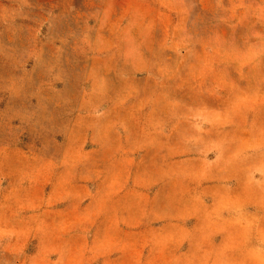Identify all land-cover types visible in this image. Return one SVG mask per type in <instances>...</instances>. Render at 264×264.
Masks as SVG:
<instances>
[{
	"label": "rangeland",
	"instance_id": "1",
	"mask_svg": "<svg viewBox=\"0 0 264 264\" xmlns=\"http://www.w3.org/2000/svg\"><path fill=\"white\" fill-rule=\"evenodd\" d=\"M0 264H264V0H0Z\"/></svg>",
	"mask_w": 264,
	"mask_h": 264
}]
</instances>
